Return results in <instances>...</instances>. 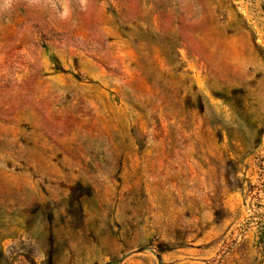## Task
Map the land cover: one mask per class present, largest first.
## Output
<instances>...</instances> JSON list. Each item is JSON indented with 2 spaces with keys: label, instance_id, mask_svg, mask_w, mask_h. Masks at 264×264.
Returning <instances> with one entry per match:
<instances>
[{
  "label": "rangeland",
  "instance_id": "1",
  "mask_svg": "<svg viewBox=\"0 0 264 264\" xmlns=\"http://www.w3.org/2000/svg\"><path fill=\"white\" fill-rule=\"evenodd\" d=\"M0 264H264V0L0 4Z\"/></svg>",
  "mask_w": 264,
  "mask_h": 264
},
{
  "label": "clouds",
  "instance_id": "2",
  "mask_svg": "<svg viewBox=\"0 0 264 264\" xmlns=\"http://www.w3.org/2000/svg\"><path fill=\"white\" fill-rule=\"evenodd\" d=\"M12 2L13 0H0V4H2L3 7H8Z\"/></svg>",
  "mask_w": 264,
  "mask_h": 264
}]
</instances>
